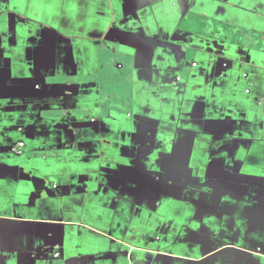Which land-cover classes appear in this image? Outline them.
<instances>
[{
    "label": "crops",
    "instance_id": "0c3cea01",
    "mask_svg": "<svg viewBox=\"0 0 264 264\" xmlns=\"http://www.w3.org/2000/svg\"><path fill=\"white\" fill-rule=\"evenodd\" d=\"M0 264H264V0H0Z\"/></svg>",
    "mask_w": 264,
    "mask_h": 264
},
{
    "label": "water",
    "instance_id": "95a60500",
    "mask_svg": "<svg viewBox=\"0 0 264 264\" xmlns=\"http://www.w3.org/2000/svg\"><path fill=\"white\" fill-rule=\"evenodd\" d=\"M179 0H175V3L177 4ZM166 12L163 11L162 13H160V17H161V21H158L157 23V35L158 36H162L163 33L165 34H173L174 32H176L171 41L175 44H179L178 41L174 40L178 34V31L181 29V21L180 20H176L173 16H169V18H163V15ZM187 42H193V39L191 37H186L185 38ZM194 39H196L197 41H201L204 38L202 36H195ZM195 61L191 63V66L193 67ZM180 81V80H178ZM176 81V82H178ZM37 86L39 87H43V82L39 83ZM165 88V87H163ZM163 88H159L160 89V93H157V100L159 103L161 104H165L167 98L164 97L163 94H161L163 92ZM183 109L180 108V110L178 111V117H177V124L180 125L181 123V118L183 116V111H181ZM21 144H23V146H21ZM12 152L14 153L13 155L16 157H21L23 156V150L25 149L26 145L24 142H22V140H16L12 145ZM21 147V148H20ZM213 239H209L208 241V247H207V255H211L209 260H215L216 256H218L219 254L222 253H228V252H236L238 251V246L235 242L234 239H225L223 237H220L219 235V231L218 229H214L213 233H212ZM220 251V252H219ZM246 254L248 252H245ZM249 255V254H247Z\"/></svg>",
    "mask_w": 264,
    "mask_h": 264
},
{
    "label": "rangeland",
    "instance_id": "374dc122",
    "mask_svg": "<svg viewBox=\"0 0 264 264\" xmlns=\"http://www.w3.org/2000/svg\"><path fill=\"white\" fill-rule=\"evenodd\" d=\"M193 65H196V63H194Z\"/></svg>",
    "mask_w": 264,
    "mask_h": 264
},
{
    "label": "built area",
    "instance_id": "2783aa9c",
    "mask_svg": "<svg viewBox=\"0 0 264 264\" xmlns=\"http://www.w3.org/2000/svg\"><path fill=\"white\" fill-rule=\"evenodd\" d=\"M21 146H23V144H21Z\"/></svg>",
    "mask_w": 264,
    "mask_h": 264
},
{
    "label": "clouds",
    "instance_id": "9594fccd",
    "mask_svg": "<svg viewBox=\"0 0 264 264\" xmlns=\"http://www.w3.org/2000/svg\"><path fill=\"white\" fill-rule=\"evenodd\" d=\"M195 66V65H194Z\"/></svg>",
    "mask_w": 264,
    "mask_h": 264
}]
</instances>
